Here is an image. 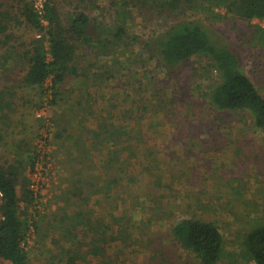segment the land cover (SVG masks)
<instances>
[{
  "label": "rangeland",
  "instance_id": "obj_1",
  "mask_svg": "<svg viewBox=\"0 0 264 264\" xmlns=\"http://www.w3.org/2000/svg\"><path fill=\"white\" fill-rule=\"evenodd\" d=\"M70 1L57 0L61 12L67 18L74 11L88 13L93 20L90 34L99 39L118 20L114 2L127 0ZM214 12L219 19L204 14L194 18L201 20L212 39L237 54L242 71L264 96V40L257 31L264 29V20L242 21L224 8ZM126 16L128 36L109 47V54L78 44L77 72L67 75L63 95L47 112L53 120L51 152L57 169L43 195L42 210L34 208L33 199L27 202L19 189L20 215L35 227L26 244L31 260L54 264L52 253L61 250L52 237L60 238L68 226L55 235L50 226L84 205L82 196L73 191L83 188L95 205L104 196L109 174L122 169L127 175L124 181L132 174L138 181L118 198L110 210L115 218L108 217L107 223L110 235H117L123 226L131 246L121 239L109 242L105 258L100 257L107 264H199L169 232V223L185 217L219 227L225 252L218 264H253L244 254L242 241L253 227L264 223V134L248 115L233 114L224 121L205 104L201 94L217 79L214 72L204 71L205 58H195L168 75L149 59L143 43L155 39L176 15L131 8ZM46 31L47 25L42 32L27 33L46 39ZM191 70L199 76L192 77ZM46 87L36 92L35 103L28 95L22 114L17 101L14 111L0 112V163L26 161L28 190L27 161L42 125L36 117L42 103L38 106L37 101L39 96L44 98ZM113 126L127 132L121 142L103 134ZM116 155L120 161L111 165L110 158ZM123 190L124 186L118 187L116 192ZM79 234L86 231L79 228ZM0 264L10 263L0 260Z\"/></svg>",
  "mask_w": 264,
  "mask_h": 264
},
{
  "label": "trees",
  "instance_id": "obj_2",
  "mask_svg": "<svg viewBox=\"0 0 264 264\" xmlns=\"http://www.w3.org/2000/svg\"><path fill=\"white\" fill-rule=\"evenodd\" d=\"M114 3L120 12L118 20L101 32L98 39L90 34L93 20L88 13L74 11L67 18L61 12L57 0H46L44 18L48 24L45 39V35L35 38L27 33V30L44 31L40 15L31 0H0V112L14 111L20 92L24 99L30 93L37 96L36 92L40 93L39 90L48 79H51L54 90L52 105L57 104L63 95L67 75L77 72L78 67L74 62L78 44L99 47L107 55L109 47H114L115 43L128 36L126 14H131V8L138 11L148 9L159 12L161 16L176 15L175 21L155 39L143 43L144 50L151 56L149 59L155 60L168 75L195 58H205L208 64L203 68L204 71L214 72L217 78L214 83L205 86L201 94L205 104L220 114L218 118L224 121L233 114L248 115L252 125L264 134V96L242 71L237 54L212 39L201 20L194 18V14H204L219 19L214 9L224 8L228 14L242 21L264 20V0H127ZM257 31L263 33L264 40V29L257 28ZM45 41L48 42L47 47ZM191 71L192 77L194 73L199 76L197 70ZM5 82L8 84L4 85ZM41 102L42 97L40 100L39 96L38 106ZM114 127L106 129L103 134L114 143L121 142L127 132L123 134V130ZM66 130L67 127L62 128V131ZM56 135L61 136L59 133ZM118 159V155L110 158L111 165L120 161ZM30 162L31 157L27 163ZM123 176L127 177L122 169L113 176L109 174L104 196L95 205L84 196L83 188L78 187L73 191L77 197L82 196L84 205L74 213L63 216L61 222L57 221L58 226H50L54 235L63 232V228L68 226L60 238L52 237L54 245L61 252H53L51 262L79 264L78 261L82 259L87 264H107L104 258L109 242L121 239L131 246L127 241L128 234H123L125 228L118 223L119 219L114 220L120 225L117 235H110L111 228L107 223L108 217L115 218L110 210L112 212L118 198L125 195L130 183L138 181L133 174L126 181ZM123 186V191L116 192L118 187ZM19 189L29 202L32 195L28 190L26 161L15 159L11 163H0V260L10 264H37L31 260L25 245L29 223L20 215L22 198ZM169 227L172 238L185 251L193 254L199 264H218L223 257V236L214 222L185 217L173 220ZM79 228L86 234L81 236ZM242 245L245 256L253 264H264V223L253 227L245 235ZM101 254H104V258H100Z\"/></svg>",
  "mask_w": 264,
  "mask_h": 264
},
{
  "label": "built area",
  "instance_id": "obj_3",
  "mask_svg": "<svg viewBox=\"0 0 264 264\" xmlns=\"http://www.w3.org/2000/svg\"><path fill=\"white\" fill-rule=\"evenodd\" d=\"M36 12L40 15V19L44 26L48 23L44 18L46 0H31ZM47 87L42 99V105L36 111V117L42 122L39 132L36 136L34 149L31 152V162L28 166L27 175L29 178V190L32 194L34 208L42 210L43 195L46 190L51 187L54 181L56 162L52 156V137H53V120L48 115V111L52 107L54 96L53 84L51 79L46 81ZM35 230L32 220L29 222V235ZM27 244V242H26ZM25 244V245H26Z\"/></svg>",
  "mask_w": 264,
  "mask_h": 264
},
{
  "label": "crops",
  "instance_id": "obj_4",
  "mask_svg": "<svg viewBox=\"0 0 264 264\" xmlns=\"http://www.w3.org/2000/svg\"><path fill=\"white\" fill-rule=\"evenodd\" d=\"M21 94H22V92H20V94H19V96L17 97V102H19L20 104V107H21V109H20V112H21V114L25 111V109H26V106H27V102H28V100H26V99H30V98H26L25 100H24V97H21ZM29 96H31V98L34 100V98H35V94H31L30 93V95ZM28 97V96H27ZM34 97V98H33ZM19 107V108H20ZM25 107V108H24Z\"/></svg>",
  "mask_w": 264,
  "mask_h": 264
}]
</instances>
